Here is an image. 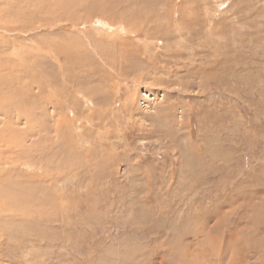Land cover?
I'll use <instances>...</instances> for the list:
<instances>
[{"label": "rangeland", "instance_id": "1", "mask_svg": "<svg viewBox=\"0 0 264 264\" xmlns=\"http://www.w3.org/2000/svg\"><path fill=\"white\" fill-rule=\"evenodd\" d=\"M0 50V264H264V0H0Z\"/></svg>", "mask_w": 264, "mask_h": 264}, {"label": "bare ground", "instance_id": "2", "mask_svg": "<svg viewBox=\"0 0 264 264\" xmlns=\"http://www.w3.org/2000/svg\"><path fill=\"white\" fill-rule=\"evenodd\" d=\"M100 21V20H99ZM103 21V20H102ZM102 21H100V23H101V27H100V29H104V31H106V32H112V31H114V29H112L113 27H112V25L111 24H109L107 21L106 22H102ZM98 25H100V24H98ZM122 27V26H121ZM40 29V28H39ZM123 30H124V34L126 33V29H124L123 28ZM103 31V32H104ZM122 31V30H121ZM52 32V31H51ZM119 32V31H118ZM115 33V32H114ZM33 34V33H32ZM36 35V34H35ZM28 44V43H27ZM35 44V43H34ZM11 45V44H10ZM52 46V45H51ZM42 47V46H41ZM41 47L39 46V47H36V53H35V58H36V56H41V57H44V56H42L43 54H44V52L45 51H47V56H49L48 58L47 57H45V58H47V60L48 59H50V58H53L54 60H55V62H56V65H57V68H59L60 70H61V72L63 71L62 70V67L63 68H65L66 69V67L62 64V65H60V61H57L58 60V58H60V55H53V54H51V51H52V47H51V49H50V46H49V49L47 48V50H45L43 47V50L41 49ZM15 48V47H14ZM26 48V47H25ZM19 49V48H18ZM18 49H16V51L18 50ZM1 51V50H0ZM14 51V50H13ZM26 52H27V50H25ZM35 51V50H34ZM23 52V51H22ZM43 52V54H40V53H42ZM18 53V52H17ZM20 53V52H19ZM32 53V52H31ZM21 54V53H20ZM17 55L18 57H21V55ZM26 55V54H25ZM29 55H30V53H29ZM31 55H33V54H31ZM23 57V56H22ZM26 57V56H25ZM1 58L2 57H0V62H1ZM21 59V58H20ZM53 59H51V60H53ZM12 60H14V59H12ZM17 60V59H16ZM16 60H14V61H16ZM39 60V59H38ZM22 61V60H21ZM20 61V62H21ZM25 61H28V60H25ZM30 61H32L31 59H30ZM46 61V60H45ZM15 63V62H11V64H13V65H15L16 67H17V70H19L20 72H22V74L23 75H28L30 72H32L31 74H34L35 72H37V71H39V72H42V73H45V72H43L45 69H43L42 67H40L39 68V65H37V66H35V65H32L31 67L30 66H28L29 64H27V65H24V64H21V63ZM49 62V61H48ZM15 63V64H14ZM20 64V65H19ZM50 64H52L51 62H50ZM7 66V65H6ZM11 66L12 65H10L9 67L11 68ZM16 67H14V68H16ZM5 69H8V68H5V64L4 63H2L1 62V65H0V76H2V73L1 72H3V70H5ZM11 70V69H10ZM35 70V72H33ZM56 70V69H55ZM53 71V70H52ZM58 73V72H57ZM38 74V73H37ZM59 74V73H58ZM31 77H32V79L34 78V76H32L31 75ZM3 79L0 77V110H3V109H5V107H6V105L7 104H11L12 102H14V103H18V104H21L22 102L21 101H18V100H16V98H15V96H14V98H10V96H7V97H5L3 94H2V88L3 87H1V85H2V81ZM3 97H5V98H3ZM7 98V99H6ZM11 100V101H10ZM9 102V103H8ZM30 104V103H29ZM2 107V108H1ZM4 260V259H3Z\"/></svg>", "mask_w": 264, "mask_h": 264}]
</instances>
